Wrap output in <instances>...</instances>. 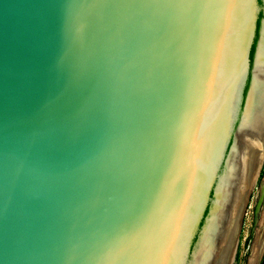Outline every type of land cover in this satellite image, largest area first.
Wrapping results in <instances>:
<instances>
[{
    "label": "water",
    "instance_id": "95a60500",
    "mask_svg": "<svg viewBox=\"0 0 264 264\" xmlns=\"http://www.w3.org/2000/svg\"><path fill=\"white\" fill-rule=\"evenodd\" d=\"M261 4L0 0V264H192Z\"/></svg>",
    "mask_w": 264,
    "mask_h": 264
},
{
    "label": "bare ground",
    "instance_id": "6f19581e",
    "mask_svg": "<svg viewBox=\"0 0 264 264\" xmlns=\"http://www.w3.org/2000/svg\"><path fill=\"white\" fill-rule=\"evenodd\" d=\"M249 20V18H248ZM246 22V21H244ZM246 23L240 21L239 52L242 51L246 36L243 35ZM240 56V53H239ZM244 77L242 62H239V86ZM264 157V24L258 51L253 84L250 90L244 120L238 135L234 159L230 171L225 205L216 218L207 238L204 256L199 264H231L238 219L250 185L260 170ZM224 177V175H223ZM223 177L218 185V194L223 187ZM221 193V192H220ZM218 195L214 205L216 211ZM221 207V206H220ZM201 243V242H200ZM199 249V248H198ZM198 250L192 264L196 263Z\"/></svg>",
    "mask_w": 264,
    "mask_h": 264
},
{
    "label": "rangeland",
    "instance_id": "374dc122",
    "mask_svg": "<svg viewBox=\"0 0 264 264\" xmlns=\"http://www.w3.org/2000/svg\"><path fill=\"white\" fill-rule=\"evenodd\" d=\"M262 9H263V5L260 4V10L257 16L259 15V13H261V18L263 17ZM248 85H249V79H247L244 84L243 97L246 94ZM243 100L244 98L242 99L240 109H242ZM243 120H242V123H243ZM240 129H241V126L235 138V145H234V149L232 152V157L229 159L227 170L223 177V183L221 186V188L223 187V189L222 191L220 189L221 193L219 192L218 194V197H219L217 200L219 201L217 204L218 206L216 208V211H214L213 218H212L210 225L204 231V234L202 236V240H201V243L198 249V257L196 259L195 264H199L200 260L204 256L207 238L215 224L216 218L218 217L221 211V208L224 207L225 205L227 188L229 187L230 171H231V167H232V163L234 159V154L236 150V144H237ZM263 176H264V157H263V162L260 167V170L255 175L254 180L256 179V177H257V180L250 192L249 201L247 202L244 212L242 213V220H241L239 229L237 227L236 242L234 246V252H233L231 264H259L262 254L264 252V195L260 191V182ZM239 221H240V214H239L238 223Z\"/></svg>",
    "mask_w": 264,
    "mask_h": 264
},
{
    "label": "trees",
    "instance_id": "16d2710c",
    "mask_svg": "<svg viewBox=\"0 0 264 264\" xmlns=\"http://www.w3.org/2000/svg\"><path fill=\"white\" fill-rule=\"evenodd\" d=\"M258 2H259V4H261V0H258ZM260 19H261V13H259L258 18H257L256 35H255L253 44H252L251 49H250V54H249L250 63H252V60H253V54H254V49H255V43H256V40H257V36H258V29H259ZM259 264H264V252L262 254V257H261V260H260Z\"/></svg>",
    "mask_w": 264,
    "mask_h": 264
}]
</instances>
